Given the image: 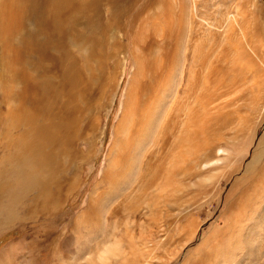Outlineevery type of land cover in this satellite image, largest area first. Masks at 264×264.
<instances>
[{
	"label": "rangeland",
	"instance_id": "rangeland-1",
	"mask_svg": "<svg viewBox=\"0 0 264 264\" xmlns=\"http://www.w3.org/2000/svg\"><path fill=\"white\" fill-rule=\"evenodd\" d=\"M183 4L182 42H153L143 77L133 45L123 44L91 157L79 163L77 192L54 219L7 230L0 264L3 249L18 242L15 264H98L99 243L101 250L116 244L105 264H264V0ZM157 8L135 11L154 17ZM145 25L162 27L155 18ZM141 78L139 124L137 114L132 122L123 114ZM92 194L100 195L95 207ZM86 209L88 228L76 223Z\"/></svg>",
	"mask_w": 264,
	"mask_h": 264
},
{
	"label": "bare ground",
	"instance_id": "bare-ground-1",
	"mask_svg": "<svg viewBox=\"0 0 264 264\" xmlns=\"http://www.w3.org/2000/svg\"><path fill=\"white\" fill-rule=\"evenodd\" d=\"M153 1L0 0V99L6 107L5 115L0 113L4 124L0 139V238L10 228L54 219L67 197L77 192L79 163L91 157V140L99 129L97 116L112 97L123 44L133 45L130 53L136 73L143 77L150 69L144 59L153 42L168 47L182 42L183 0ZM154 5L159 9L157 16L146 13L140 17L143 8L152 11ZM153 18L160 20L162 27L145 25ZM137 49L141 59L135 54ZM146 88L141 78L128 92L123 117L131 121L137 114L140 124L143 113L137 108L143 103ZM120 123H124L123 118ZM81 144L85 149L79 147ZM119 161L113 157V170ZM113 172L105 170L103 180L107 182ZM99 196L92 194L88 204L95 207ZM77 217L76 223L88 228V210ZM20 245L12 243L4 248L1 264H15ZM100 246L95 263L105 264L107 257L116 256V244L102 250Z\"/></svg>",
	"mask_w": 264,
	"mask_h": 264
}]
</instances>
